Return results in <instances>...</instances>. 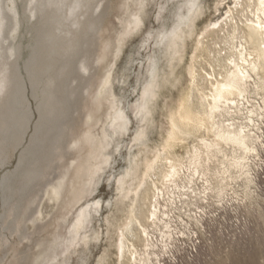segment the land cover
Returning <instances> with one entry per match:
<instances>
[{"label": "rangeland", "instance_id": "1", "mask_svg": "<svg viewBox=\"0 0 264 264\" xmlns=\"http://www.w3.org/2000/svg\"><path fill=\"white\" fill-rule=\"evenodd\" d=\"M6 1V6L13 8L16 5L19 16L23 19L19 25L20 17L14 10H9L10 13L12 11L11 16H17L15 19H18L13 21V30L16 32L12 31L11 37L15 32L17 37L14 41L20 36L19 40L23 44L20 69L26 91L22 101L25 106L28 105L26 109L31 114L28 112L30 123L20 129L24 138L20 137L18 143H11L8 162L0 168V264H114L115 256L111 253L107 261L101 262V258L105 249H110L109 220L118 213L120 181L128 182L131 178L130 170L142 159L146 149L161 142L168 127L169 105L176 103L187 82L186 68L194 53L197 35L207 27H216L223 23L230 8L235 7L236 0H125L126 4L124 0H113L105 17V37L101 39L102 44L108 41L113 43L109 46L112 49L111 59L107 58L105 68V75L107 73L109 76V92L106 89L102 94L103 97L107 96L104 108H101L103 110H99L102 112V120L91 130L93 139L90 147H93L83 154L87 158L82 156L79 159L76 156L78 145L75 139L86 131L82 121L87 118L84 110L87 90L85 85L79 84L76 76L81 61L94 56L96 47L101 50V45H96L95 30L93 27H88L84 32L82 30L78 33L82 38L81 43L76 44L78 47H70L73 53L70 52L71 49H62L60 55L56 56L61 64L65 63L64 57L68 56L66 63L72 62L74 72H70L68 78L65 75L67 70L59 74L60 80L67 78L64 85L66 84L65 96L69 104L67 108L60 107L64 112L59 109L58 115V109L50 111L47 98L38 96L36 90L38 88L45 92L51 87L48 84V73L41 80H33V76L25 69V63L30 62L38 52L35 39L39 35V28L30 31V25L35 21L30 12L31 0ZM94 3L96 2H91V9ZM98 12L95 11L94 15ZM234 13L237 19L244 17L243 11ZM26 15L30 17L28 20ZM130 20L134 21L133 25L129 23ZM56 25L52 21L51 25L43 26L41 31L53 33ZM65 52H70V55ZM36 93L37 96H34ZM260 101L263 116L259 133L263 136L264 100L261 96ZM61 114L65 116L61 118ZM53 115L57 117L54 119ZM69 119L77 124L71 138L69 137L70 140L73 139L70 141L68 137L62 136L58 142L63 146L67 144L71 152L68 153L66 148V154H57L58 157L55 154H45L46 157L41 163V174L28 180L27 174L31 167L28 162L42 156L41 147L46 144L49 148L57 135L62 133L58 125L70 121ZM37 122H40V127H37ZM51 124L56 125L54 129L57 130H48V134L44 135ZM10 132L7 130L5 133ZM38 134H42L41 137ZM42 139L53 141L45 143ZM30 144H36L38 152L36 149L32 151L33 155L22 154L23 148ZM261 151L264 160V149ZM48 156L51 158H47ZM78 162L81 166L84 164L82 168L86 173L83 176L82 172L77 180L81 198H76V204L74 202L75 205L66 211L67 214H59L63 199L55 200L51 193L52 188L62 181L68 166L73 169ZM89 168L93 173L87 176ZM252 175L254 183L250 188L246 187L243 180H239L234 184L229 183L227 192L221 198L218 194H212L208 195V200L203 195L193 199L195 206H206L212 212L211 215L217 214L218 218L208 221L204 220L208 218L205 216L202 220L205 223L200 221L201 216L196 213V207H190L193 203L181 204L180 207L178 202L169 206L171 212L173 209L177 210L175 223L170 216L172 235L168 237L158 230L155 236L156 247L166 241L167 247L171 246L173 249L167 254L164 264H264V174L259 172L258 177H255V173L254 177ZM4 177H10L11 180L3 184ZM226 200L232 201V206L225 207ZM83 209L86 211L78 234H74V242H69L73 236L70 230ZM55 215L60 217H54ZM38 216L39 219L33 222ZM52 222L57 223V227L50 226L49 223ZM41 224L46 225L42 227L46 230L37 227ZM48 227H51L50 230ZM23 231L30 234L29 239L22 236ZM152 256H160V252L155 249V255H151L148 264L151 263Z\"/></svg>", "mask_w": 264, "mask_h": 264}, {"label": "bare ground", "instance_id": "2", "mask_svg": "<svg viewBox=\"0 0 264 264\" xmlns=\"http://www.w3.org/2000/svg\"><path fill=\"white\" fill-rule=\"evenodd\" d=\"M5 1L0 0V168L8 162L11 143L14 141L18 143L20 137L24 138L20 129H23L26 123H30L29 115L31 114L30 110L28 111L30 114L27 112L26 106L28 105L25 106L22 101L26 91L24 76L20 69L23 44L19 40L20 36L16 42L14 41L17 34L13 30V21L18 19H15L17 16H13V19L12 11L10 13L9 10H14L18 16L19 12L16 5L11 8L10 5L6 6ZM93 1L96 2L94 10L91 9ZM112 2L113 0H31L30 12L35 17V21L30 25V31L39 28V35L35 39L38 52L36 55L33 53L34 58L25 63V69L27 68V73L33 76V80H41L43 75L48 73V84L51 87L45 92L38 88L36 90L38 96L42 95L47 98L46 103L50 111L58 109V114L60 107L67 108L69 103L65 96L66 84L64 83L73 70L72 62L66 63L68 56L64 57L65 63L62 61V64L56 56L60 55L62 49L66 51L71 49L70 52H72L70 47H78L76 44H80L82 39L78 33L82 30L84 32L88 27H93L96 45L98 47L101 45V50L96 47L97 51L94 56L86 57L81 61L77 71L76 79L80 81V85H85L87 90V96L84 97L87 98L84 104L87 118L82 121L86 131L81 137L75 139L78 145L76 155L78 159L93 147L92 145L90 147L93 139L91 130L103 117H100L102 112L99 110H103L101 108H104V100L107 98L102 94L109 88L107 87L109 76L107 73L105 75V68L107 58L111 59L112 49L109 46L113 43L108 41L102 44L101 39L105 37V17L112 7ZM124 2L126 4L125 0ZM234 8H230L227 19L223 23L216 27H207L197 35L194 53L186 68L187 82L176 103L173 106L169 105L168 127L161 142L146 149L142 159L136 162L130 170L131 178L128 182L120 181L118 213L109 220L110 249H105L101 262L107 261L111 253L115 256L114 264H148L151 255H155L156 249L160 252V256H152L150 264H164L168 257L167 254L173 249L171 246L167 247L166 241L156 247L155 236L159 230L162 234L171 237V221L173 219L175 223L177 218V210L173 209L171 212L169 209L171 204L180 202L181 207V204L193 203L191 207L196 205L193 199L202 195L204 199L212 194H218L221 198L227 192L229 183L234 184L235 181L243 180L246 187L250 188L254 183L251 174L255 173V177H258L259 172L264 174V160L261 156L264 140L259 133L263 116L260 96L264 100V0H236ZM95 11H99L97 15H94ZM235 11L238 13L243 11L244 17L237 19ZM28 18L30 17L26 15V20ZM22 20L20 17L19 25ZM54 20L57 21V25ZM52 21L54 26L56 25L55 31L59 33L42 32L41 28L48 24L51 25ZM129 23L133 25L134 21L130 20ZM135 24V26L138 25L137 22ZM12 31L15 32L11 37ZM64 70H67L65 74L67 78L60 80L59 74ZM37 93L34 96H37ZM60 111L64 112V109ZM56 115L52 118H56ZM63 115L61 114L60 117ZM36 124L40 127V122ZM54 126L56 127L51 124L44 135L48 134V130L56 131ZM58 127L62 129L60 131L62 133L57 135L56 141L54 142L51 137L53 144L49 143L51 145L49 148L46 144H42L40 149L42 156L28 162L29 165L31 164L27 174L28 180L41 174V165H43L41 163L46 157L45 154H55L58 157L60 154H66L64 152L66 148L68 153L71 152L67 144L63 146L58 140L62 136L70 140L77 124L70 120L66 123L61 122ZM7 130L11 131V134H6ZM98 138L100 139V136ZM47 140L43 141L45 143L51 141ZM33 145L25 146L22 154L30 156L32 151L37 149V145ZM94 152H96L95 149ZM49 156L47 158H51ZM84 156L83 158L86 157ZM74 165L73 169L68 166L62 181L56 184L51 191L55 200L63 199L59 214L65 215L66 211L76 204V198L80 197L77 180L79 176H82V172L83 176L86 173L82 168L84 164L81 166L82 164L78 162ZM87 172V176L93 173L91 168ZM10 180V177H4L3 184ZM232 184L230 185L233 186ZM195 207L196 209L202 208ZM85 211L86 209H83L78 214L70 230L73 236L69 242H74V234L76 232L78 234ZM196 213L201 216L200 221L203 222L204 214H206L204 209ZM56 216L58 215L54 217ZM38 219L39 216L33 222ZM49 224L55 227L57 223ZM44 225L37 227L42 228ZM44 228L42 230H46ZM48 228L50 230L51 227ZM22 236L30 238V234L26 231L22 232Z\"/></svg>", "mask_w": 264, "mask_h": 264}, {"label": "built area", "instance_id": "3", "mask_svg": "<svg viewBox=\"0 0 264 264\" xmlns=\"http://www.w3.org/2000/svg\"><path fill=\"white\" fill-rule=\"evenodd\" d=\"M263 136H264V132H263ZM263 136H262V140H264V138H263ZM262 146L264 147V142H263V144H262ZM264 149V148H263ZM262 162V161H261ZM207 197H205V200H208V199H206ZM228 200H226V202H224L225 203V207H230V206H232V201H228ZM220 205H221V203H220ZM205 211H207V213H208V215H206V214H204L205 216H208V218L207 219H204L205 221H208V220H213L212 218H218L217 217V214H214V215H211V211L210 210H208L207 208H206V206H204V207H202ZM202 208H199V209H197V211L198 210H202ZM205 221L203 222V223H205ZM203 223L201 224V225H203Z\"/></svg>", "mask_w": 264, "mask_h": 264}]
</instances>
